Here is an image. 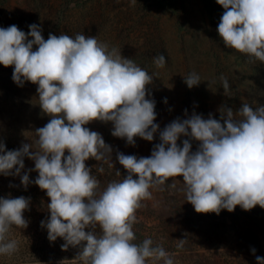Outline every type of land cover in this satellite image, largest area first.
Segmentation results:
<instances>
[{"label": "clouds", "instance_id": "9594fccd", "mask_svg": "<svg viewBox=\"0 0 264 264\" xmlns=\"http://www.w3.org/2000/svg\"><path fill=\"white\" fill-rule=\"evenodd\" d=\"M136 2L130 0L131 6ZM216 2L225 10L217 27L225 46L251 63H264V0ZM0 64L14 66L12 79L18 86L38 85L39 107L50 117L35 130L37 139L31 144L9 151L0 143V174L20 177L27 189L33 181L28 173L21 175L24 158L34 161V183L50 198V218L41 226L50 242L63 239V251L79 249L75 259L60 264H175L172 254L162 245L153 246L151 238L134 243L137 211L161 186L183 184L186 201L200 214L233 212L237 206L264 209V105L244 102L235 111L225 105L219 120L212 114L207 119L195 112L188 116L185 110V119L177 118L161 131L155 123V100L146 98L152 75L96 37L49 34L45 40L37 24L29 25L27 34L16 25L0 27ZM154 64L164 68L165 56L155 57ZM184 80L189 89L201 83L195 72ZM220 80L229 96L227 78ZM93 121L111 122V134L131 146L136 137L152 142L158 132L161 142L149 157L117 152L127 176L101 190L85 162L91 158L113 167V149L101 134L85 127ZM181 137H187L182 147ZM191 141L198 142L195 152ZM30 203L23 196L0 198V255L11 257L19 250L8 236L13 226L28 227L24 212ZM177 241L183 248L186 239ZM256 260L264 264V257Z\"/></svg>", "mask_w": 264, "mask_h": 264}, {"label": "rangeland", "instance_id": "374dc122", "mask_svg": "<svg viewBox=\"0 0 264 264\" xmlns=\"http://www.w3.org/2000/svg\"><path fill=\"white\" fill-rule=\"evenodd\" d=\"M224 11L216 0H137L135 6L130 0H0V27L16 25L27 34L29 25L37 24L45 40L49 34L80 33L117 47L123 57L153 76L146 98L155 100V123L162 131L177 118L185 119V110L188 116L195 112L207 119L212 114L219 120L222 106L235 111L244 102L264 105V63H251L246 55L225 46L217 31ZM160 54L166 59L164 68L154 64ZM13 70L14 66L0 64V143L9 151L34 142L35 130L50 120L39 107L38 85L26 82L18 86L12 79ZM192 72L200 76L201 83L189 89L184 77ZM222 75L229 82V96L224 95ZM85 127L101 134L113 149V167L91 158L85 162L92 174L101 167L102 173L113 174L101 190L127 176L117 152L149 157L161 142L158 132L152 142L136 137L131 146L111 134V122L93 121ZM184 139L187 137L178 141L181 147ZM191 143L195 152L198 142ZM24 160L35 166L29 158ZM177 179L183 183V177ZM161 187L137 211L135 242L151 238L153 246L162 245L172 254L175 264H257L256 256L264 257V209L257 205L245 211L237 206L233 212L200 214L186 201L183 184ZM95 231L102 234L99 226ZM180 239H186L183 248L177 247ZM75 251H63L58 260L39 261L28 250L11 257L0 255V264H60L75 259Z\"/></svg>", "mask_w": 264, "mask_h": 264}, {"label": "trees", "instance_id": "16d2710c", "mask_svg": "<svg viewBox=\"0 0 264 264\" xmlns=\"http://www.w3.org/2000/svg\"><path fill=\"white\" fill-rule=\"evenodd\" d=\"M24 164L25 168L22 170L21 175L28 173L30 180L33 181V183L28 185L27 189H25L21 183L20 177L15 175L4 176L0 174V198H17L23 196L25 198H30L31 201L30 210L24 212V218L29 222L28 227L21 229L13 226L8 238L9 240L15 239L18 242L19 250L16 253L20 252L23 254L25 251L29 250L31 251L30 255L38 256L37 260L39 261L44 260L41 258H48L46 261L56 260L63 252L61 245L65 242L60 238L55 242H50L47 229L41 226L42 221H47V219L50 218V212H48L47 209V204L50 203V198L45 191L41 190L39 186L34 183L35 179L38 177V173L33 170L35 166L31 165L27 160H24ZM93 175L99 179L100 187H102L104 186L105 181H108L113 174L108 175L98 171L94 172ZM134 243L137 242L134 241ZM73 249L76 250L75 254L79 252L78 248L72 247H69L67 251ZM37 260L34 259L33 261Z\"/></svg>", "mask_w": 264, "mask_h": 264}]
</instances>
